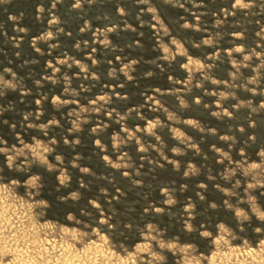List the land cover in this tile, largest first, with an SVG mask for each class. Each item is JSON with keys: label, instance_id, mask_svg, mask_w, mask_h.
I'll list each match as a JSON object with an SVG mask.
<instances>
[{"label": "rangeland", "instance_id": "1", "mask_svg": "<svg viewBox=\"0 0 264 264\" xmlns=\"http://www.w3.org/2000/svg\"><path fill=\"white\" fill-rule=\"evenodd\" d=\"M0 264H264V0H0Z\"/></svg>", "mask_w": 264, "mask_h": 264}]
</instances>
